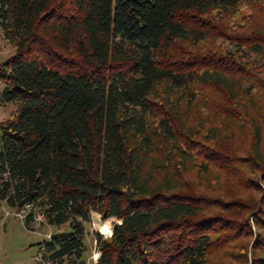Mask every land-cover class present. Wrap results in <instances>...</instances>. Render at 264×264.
<instances>
[{"label": "trees", "instance_id": "16d2710c", "mask_svg": "<svg viewBox=\"0 0 264 264\" xmlns=\"http://www.w3.org/2000/svg\"><path fill=\"white\" fill-rule=\"evenodd\" d=\"M0 204L44 264H264V0H0Z\"/></svg>", "mask_w": 264, "mask_h": 264}, {"label": "rangeland", "instance_id": "374dc122", "mask_svg": "<svg viewBox=\"0 0 264 264\" xmlns=\"http://www.w3.org/2000/svg\"><path fill=\"white\" fill-rule=\"evenodd\" d=\"M14 52L15 47L6 40L3 32H0V63L10 58ZM4 87L5 84L0 82V94ZM18 107L17 103L0 102V123L8 121L17 112ZM103 222L99 215L93 214L92 222L87 226V253L84 256L86 264H96L100 256L95 233H99L105 239L111 237L107 228L108 226L112 228L116 221ZM33 229L26 230L17 212L0 204V264H44L41 261L39 245L47 240L46 236L58 232V229L41 223H34Z\"/></svg>", "mask_w": 264, "mask_h": 264}, {"label": "built area", "instance_id": "2783aa9c", "mask_svg": "<svg viewBox=\"0 0 264 264\" xmlns=\"http://www.w3.org/2000/svg\"><path fill=\"white\" fill-rule=\"evenodd\" d=\"M31 207H26L25 210H23L22 212L18 213V217L24 221L26 219V217L28 216V212L30 211ZM34 220L36 223H42L44 222V217L42 214L39 213V211H35L34 212ZM47 237V240H50L51 239V234L49 236H46ZM41 257V255H40ZM42 261V259H41Z\"/></svg>", "mask_w": 264, "mask_h": 264}]
</instances>
